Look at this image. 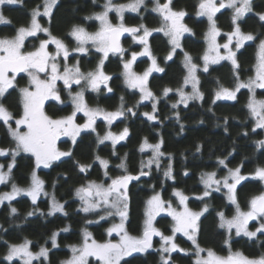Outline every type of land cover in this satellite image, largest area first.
Here are the masks:
<instances>
[{"label": "snow or ice", "instance_id": "6c2138e0", "mask_svg": "<svg viewBox=\"0 0 264 264\" xmlns=\"http://www.w3.org/2000/svg\"><path fill=\"white\" fill-rule=\"evenodd\" d=\"M96 0H93L95 3ZM23 0H0V6L22 4ZM59 0H42V4L33 8L30 12V19L27 24L14 29V34L0 37V121L2 126L7 130L11 139L9 147H0V157L10 160L0 163V184L9 185L11 190L0 193V204L8 202L9 215L16 216L18 209L12 206V202L19 196L30 198L32 205H36L41 195L50 196L51 203L47 215H55L65 211V204L59 202L54 194H50L44 189V181L37 175L36 169L41 166L44 168L51 167L55 162L61 161L62 158L72 157L73 152L62 151L57 144L61 137H68L75 146L77 139L82 133H96V145H103L106 141L111 142L113 149L112 154L116 155V145L125 141L129 135V128L124 127L118 134L111 131L115 121L126 117V114L135 116L137 113L134 109L138 108L145 101H151V112H144L148 121L158 119L157 104L159 97L149 87V77L153 72L164 73L165 69L161 67L155 55L151 51L149 37L154 32L162 33L167 38L170 46L165 61H170L176 55L177 50L183 53V67L186 75L180 87L172 89L165 87L163 96L167 97L169 93L175 91L179 99L171 105L176 109L178 105L188 106L189 101L202 100L203 92L200 90V78L198 69L200 65L194 62L193 57L184 51L182 38L186 33H192V29L185 23L187 16L185 10H175L173 0H154L151 11L159 17L160 23L157 28H149L144 23L136 26H128L124 22L125 12L139 14L141 9L147 10L146 0H128L124 4H115L113 0H105L102 10L93 12L85 16L86 21L95 20L99 22L96 31H88L82 24H73L68 36L75 41V46L69 48L68 44L61 37L54 35L50 26L46 27L40 22L41 17H47L49 25L53 17V10L58 5ZM42 8V10H41ZM231 9L230 32L223 33L226 37L224 43L218 42V37L222 35L221 29L217 26L216 17L222 9ZM110 12H115L119 20L113 23L109 17ZM253 12V0H199L197 5V17H206L208 29L204 34L206 48L201 57L203 61L202 71L209 72L211 65L219 64L221 61H229L232 66L235 80L234 88H227L219 85L215 91V98L212 103L218 100L235 101L237 93L241 89L248 90V100L246 108L250 118L254 121L253 132L257 129H264V99L257 98V89L264 90V38L249 32L245 33L240 22L248 13ZM260 22H264V12L255 13ZM0 24H11L2 12H0ZM43 33L47 38L40 39L39 35ZM128 34L132 37L134 44L142 46L139 52L132 51L130 58L125 59L128 49L121 44V37ZM29 38L39 40L38 46L27 50L26 41ZM259 41L256 45V62L253 65L254 74L247 80L240 78V63L237 53L245 46L246 42ZM54 46V51H49V46ZM90 46V47H89ZM91 49L99 55L96 67L87 72L81 71L80 63L77 60L75 64H69V57L72 53L88 54ZM223 49V52L221 51ZM118 56L121 64L124 85L130 90L139 92V100L132 107H125L124 97H120V106L115 111H108L102 107H90L85 99V91L100 93L102 88L108 93L113 92L110 86L112 76L104 71L105 62L109 56ZM146 56L151 60L150 66L142 73H137L133 69L134 63L138 57ZM63 61V63H61ZM27 75V85L17 87V77L21 74ZM58 82H62L63 88L68 91L71 99L72 111L69 115L54 118L49 115L45 106L48 101L63 103L61 98V89ZM219 83V82H217ZM73 85L80 86V90L73 92ZM191 86V92H186L185 88ZM10 89L17 90V104L20 108L19 115H14L6 105L8 96L12 95ZM82 113L85 117L84 123H77V114ZM179 119V113L175 114ZM102 119L109 130L103 135L97 132L96 122ZM14 122V127H13ZM227 123V118H225ZM183 130V125H181ZM247 135V132L244 133ZM163 140L153 144L145 137L140 144L139 151L145 152L150 150L151 156L147 160L140 162V168L137 174L128 171L126 156L121 158L117 165L122 170L121 175L110 177L108 169L110 161L101 157L99 154L93 155L92 163H80L75 161V166L79 173L86 174L97 163L104 169V175L110 181L97 182L88 180L75 189V195L81 202L79 211L83 213H99L100 220H106L109 217H119V223H114L106 231L108 236L114 233L119 236V240L97 241L93 238L92 233L85 228L82 232V242L79 246L71 245V256L69 259L61 261V264H90L89 258H95L98 264H121L125 257L132 256L133 253H147L153 248V237L160 238V248L157 250L160 254V264H173L172 253H188L189 250L180 248L176 243V234H182L193 245L194 255L196 257L194 264H264V253L258 257H248L241 251H233L231 247V238L233 230L235 236H241L254 240L258 238V233L264 235V191L254 195L248 202L247 211L243 210L237 198V185L249 178L241 174V166L228 168L225 159H219L218 164L227 169V174L217 179L216 172L204 173L201 176V183L204 185V191L196 199L203 200L211 196L212 191L219 192L221 188L226 189V199L229 204L234 206V215L228 217L224 211H219L218 227L224 229L227 238L224 244L228 248L226 256L218 255L213 249H205L200 246L197 236L200 232V219L208 211V205L205 204L200 211H193L188 207L189 197L182 191L174 189L172 196L178 198L179 209L174 208L172 201L165 200L160 192L154 194L145 201L144 220L140 235H131L126 227L129 213V194L128 187L132 181H139L141 177L150 175L152 166L160 168L161 158L166 155L162 149ZM257 148H264V139L256 141ZM197 151L200 148L197 147ZM21 153L30 154L34 158V168L30 173L29 184L27 187H21L14 182L13 170L17 166L16 158ZM171 161V154H167ZM147 169V170H146ZM172 165L169 162L164 176L174 179L172 175ZM187 175V172H185ZM252 178L264 182V167H257L255 172L249 174ZM40 213L44 215L39 208H34L26 213V217H32ZM161 213H166L171 217L173 223L171 226V235H165L155 226L156 217ZM257 222L255 230L249 229L250 222ZM93 221H86L92 223ZM2 229V226H0ZM6 231V230H4ZM63 231H68L67 228ZM53 233L50 237L52 248H57L56 236ZM7 252L3 260L8 264L19 261V264H33V262H44L49 259L50 249L41 245L39 251L32 250V241L25 238L20 243L3 242ZM206 253V255H201Z\"/></svg>", "mask_w": 264, "mask_h": 264}, {"label": "trees", "instance_id": "16d2710c", "mask_svg": "<svg viewBox=\"0 0 264 264\" xmlns=\"http://www.w3.org/2000/svg\"><path fill=\"white\" fill-rule=\"evenodd\" d=\"M119 1L127 2L128 0ZM198 2L199 0H173L172 6L175 10L187 12L184 21L192 29V33L183 37L182 45L184 51H187L193 57L194 62L200 65L198 75L200 90L203 92L204 98L189 101L187 107L183 104L178 105L176 109L171 107L179 99V96L173 91L165 97L162 92L165 87L176 89L181 86L183 77L186 75L182 63L184 57L183 53L177 50L172 60L165 61L170 50L167 38L162 33H153L149 37L151 51L156 56L158 64L165 69L164 73L153 72L149 77V87L159 97L156 113L158 119L148 121L145 116L141 115V113L152 111V102L143 103L134 109L137 113L135 116L126 114V117L118 119L112 125L111 129L114 131L119 132L124 127H128L130 132L129 137L123 143L116 145V155L112 154L113 149L110 142H105L97 147L96 133H82L75 146L70 143L64 146L65 151L73 152L72 157L62 158L49 170L37 169V175L45 182V191L54 194L59 202L65 204L67 215L59 212L55 215H47L51 203L49 196L39 198L36 205H32L27 196L17 197L12 202V206L18 209L16 216L9 215L7 201L0 204V226H2L0 229V264H8L3 260L7 252L4 241L9 244L20 243L27 238L32 241L33 251H38L41 245L50 249L49 259L44 264H61V261L71 256L69 247L81 244L82 232L85 228L92 233L96 240H105L110 222L99 219L104 211L100 210L98 214L79 211L81 202L75 195V189L86 184L88 180L102 181L104 169L97 162L93 164L88 173H79L75 161L78 160L85 164L92 163L93 155L99 154L110 161L108 175L116 177L123 174L117 165L121 158L126 156L128 171L137 174L140 162L147 158L146 153L139 151L140 144L145 137L153 144L162 139L161 150L166 155L161 159L159 169L153 165L150 175L135 181L128 190L130 198L126 222L128 232L131 235H140L144 220L145 201L154 192H160L165 200L170 199L174 205L180 207L176 197L172 196L173 190L178 189L189 197L188 206L190 209L200 211L205 204L208 205V211L200 219V232L197 236L200 246L206 249L211 248L220 255L228 254V248L224 244L227 234L224 229L218 227L217 213L224 211L226 216L231 217L234 215V206L228 203L223 188L219 192L212 191L211 196L203 200L196 199L204 191L201 176L209 172H216L218 177L225 176L227 169L218 164L219 159H225L228 168L242 165L241 174L244 175L254 173L257 167H264V148L256 146V141L264 139V129L252 131L254 121L250 118L246 108L249 95L247 89H241L237 93L235 101L218 100L215 104L212 103L219 85L231 89L235 86V80L229 61L211 65L208 73L202 71L201 57L206 48L204 34L208 29V23L206 18L196 16ZM104 3L105 0H96L95 3L93 0H59L53 10L54 14L50 25L47 17H41L40 22L46 27L50 26L52 33L63 38L69 48H72L75 46V41L68 36L72 25L82 24L89 31L96 30L98 28L97 21H86L84 17L101 11ZM41 4L42 0H23L22 4L2 6L1 12L11 20V24H0V37L13 35L15 28L27 24L31 10ZM146 4L147 10L142 8L139 14L125 13V24L133 26L144 23L149 28L159 27L158 15L150 10L151 1ZM253 10L254 12L247 14L240 22L241 28L245 33L251 32L264 38V22H260L255 15V13L264 12V0L253 1ZM231 14V9H223L217 13V26L223 33L232 30ZM39 37L40 39L47 38L44 34H39ZM223 39L224 36H221V40ZM258 42L257 40L245 43V46L237 53L242 80H247L254 74L253 65L256 62ZM38 44V39L29 38L26 41V48L31 50ZM128 46L135 52L141 51L139 47H132L131 44ZM99 55L91 50L88 56L76 55L74 58H70L69 63L75 64L78 60L83 72L91 71L96 67ZM150 64L151 60L148 57H143L134 63V69L138 73H142ZM104 71L112 76L110 86L113 88V93L106 95L104 91L96 93L86 90L85 97L89 105L115 111L120 106L121 96L124 97L125 107L135 105L139 100V92L130 90L124 85L119 57H110L105 62ZM17 83L18 88L27 85L25 81L21 80H18ZM10 92L12 95L8 96L6 105L14 115L18 116L20 108L17 104V90L12 89ZM257 95L264 98V90H258ZM67 99L68 97L63 95V100ZM50 112L52 116H63L70 113L71 110L66 106H52ZM177 112L179 119L175 115ZM225 118H227V123H225ZM181 125H183V130H181ZM107 130L106 123H98L97 132L100 135H103ZM245 132L247 135H244ZM10 145L11 139L0 121V147H9ZM197 147L200 148V151H197ZM169 153L171 161L167 155ZM9 160L10 157H0L1 163L6 164ZM16 160L17 166L13 170L14 182L21 187H27L30 182V173L34 168V158H31L30 154L21 153ZM169 162L172 165L174 179L164 176ZM10 190V183L9 185H0V193ZM261 191H264V183L258 179L248 178L237 185V198L241 208L247 210L250 198ZM37 207L44 215L37 212L36 215L25 219L26 213ZM86 221L93 222L86 223ZM172 223L171 217L167 215L158 216L155 220V226L165 235H171ZM65 228L68 231H63ZM53 233H58L57 248H52L50 237ZM176 243L189 251L187 254L172 253L173 264H194L196 257L191 241L182 235H176ZM231 247L233 251H241L248 257H258L264 253V235L258 234L257 239L250 240L244 236H235L233 233ZM13 264H19V261H14ZM90 264H98V262L91 258ZM121 264H160V254L153 247L147 253H135L124 258Z\"/></svg>", "mask_w": 264, "mask_h": 264}, {"label": "rangeland", "instance_id": "374dc122", "mask_svg": "<svg viewBox=\"0 0 264 264\" xmlns=\"http://www.w3.org/2000/svg\"><path fill=\"white\" fill-rule=\"evenodd\" d=\"M148 1H151V8L153 7V3H154V0H146V3L148 2ZM128 2V1H127ZM127 2H121V1H115V0H113V3H115V4H124V3H127ZM161 2H163V0H161ZM217 2H218V0H217ZM1 7L2 6H0V12H1ZM151 8H150V10H151ZM225 9H228V8H225ZM41 10H42V8H41ZM223 10V9H222ZM253 12H254V10H253ZM125 13H127V12H125ZM130 13H132V12H130ZM136 14V13H135ZM249 14V13H248ZM247 15V14H246ZM109 17H110V19L112 20V22L113 23H118L119 22V20H118V18H117V16H116V13L115 12H110L109 13ZM204 18H206V17H204ZM97 23H98V26H99V22L97 21ZM184 23H185V21H184ZM186 24V23H185ZM187 25V24H186ZM188 26V25H187ZM189 27V26H188ZM97 30V29H96ZM96 30H94V31H96ZM89 31V30H88ZM90 32H92V31H90ZM155 33V32H154ZM40 34H43V33H40ZM188 34H191V33H186L185 35H184V37L186 36V35H188ZM39 35V34H38ZM221 36H223V32H222V35ZM221 36L220 37H218V42L219 43H224L225 42V40H226V37L224 36V39L223 40H221ZM182 40H183V38H182ZM132 43V45H138V44H134L133 43V41L131 42ZM247 43V42H246ZM139 46V49L140 50H142V46L141 45H138ZM53 49V51L55 50L54 49V46H49V51H51L52 49ZM90 47V46H89ZM91 49V48H90ZM94 50V49H93ZM130 51H132V50H130ZM221 51L223 52V49H221ZM73 54H76V53H72V55ZM143 57H146V56H142V57H138L137 58V60H139V59H141V58H143ZM130 58V55H128L127 57H126V55H125V59H129ZM69 59H70V57H69ZM222 62V61H221ZM61 63H63V61H61ZM68 63H69V61H68ZM70 64V63H69ZM133 69H134V65H133ZM82 71V70H81ZM134 71H136L135 69H134ZM137 72V71H136ZM138 73V72H137ZM198 74V73H197ZM199 76V75H198ZM78 90H80V86L78 87ZM258 90H261V89H257V91ZM185 91L186 92H191V86H188V87H186L185 88ZM257 98L258 99H264V98H261L260 96H258L257 95ZM87 102V101H86ZM149 102H151V101H145L144 103H149ZM91 107V106H90ZM79 115L82 117V123H84L85 122V117H83V114L82 113H79ZM99 120H102V119H98L97 120V122L99 121ZM96 122V123H97ZM109 130V129H108ZM111 131H113V132H115V133H119L120 131H122V130H120L119 132L118 131H114V130H112V129H110ZM106 142H110V141H106ZM111 143V142H110ZM144 153H146L147 155H146V160L151 156V151L150 150H148V151H145ZM163 158V157H162ZM161 158V159H162ZM1 163V162H0ZM42 167V166H41ZM227 174V173H226ZM242 175H244V174H242ZM246 176H249V178H252L249 174H247ZM219 178H222V177H218L217 176V179H219ZM97 182H104L105 184H107V183H109L110 181L108 180V178L107 177H105V175H104V177H103V179H102V181H97ZM242 182V181H241ZM264 183V182H263ZM0 185H2V184H0ZM222 189V188H221ZM225 192H226V189H225ZM41 197H46V196H44V195H41L39 198H41ZM50 197V196H49ZM38 198V199H39ZM50 199H51V197H50ZM79 199V198H78ZM177 200H178V198H176ZM188 203V202H187ZM173 204V203H172ZM178 205H179V201H178ZM173 207L174 208H178L179 209V207L178 206H176V205H174L173 204ZM189 207V206H188ZM191 210H193V209H191ZM103 211V210H102ZM193 211H195V210H193ZM245 211H247V210H245ZM104 213V212H103ZM161 215H167L166 213H161L159 216H161ZM168 216V215H167ZM158 217V216H157ZM156 217V218H157ZM107 221H109L110 223H109V226H108V228L109 227H111L114 223H119V217H109V218H107L106 219ZM258 226V223L257 222H255V221H253V222H250V224H249V229L250 230H255V227H257ZM107 228V229H108ZM233 233L235 234V232H234V230H233ZM259 234V233H258ZM176 235H182V234H179V233H177ZM135 236V235H134ZM183 236V235H182ZM241 236H243V235H241ZM56 238H57V236H56ZM94 238V237H93ZM106 240H113V241H116V240H119V236H116L115 235V233L112 235V236H108V234H107V231H106V239L105 240H103V241H100V242H104V241H106ZM98 241V240H97ZM160 243H161V241H159L158 242V245L156 246V247H154L155 249H159L160 248ZM80 245V244H79ZM79 245H77V246H79ZM181 248V247H180ZM69 249H70V247H69ZM206 249V248H205ZM39 251V250H38ZM70 251H71V249H70ZM133 254H135V253H133ZM132 254V255H133ZM218 254V253H217ZM201 255H206V253H202ZM218 255H220V254H218ZM221 256H226V255H221ZM125 258H127V257H125ZM69 259V258H68ZM89 259H91V258H89ZM93 259H95V258H93ZM67 260V259H66ZM33 264H35V261L33 262Z\"/></svg>", "mask_w": 264, "mask_h": 264}, {"label": "flooded vegetation", "instance_id": "af4514ba", "mask_svg": "<svg viewBox=\"0 0 264 264\" xmlns=\"http://www.w3.org/2000/svg\"><path fill=\"white\" fill-rule=\"evenodd\" d=\"M115 1H119V0H115ZM133 26H136V25H133ZM132 37L130 36V37H128V38H126V39H123L122 40V45H123V47L125 48V49H128V52L125 54V55H130V53L132 52V51H134V50H132V51H130V47L128 46L129 44H131V46L132 47H139L138 45H132ZM94 51L93 49H90V51ZM90 51H89V53L88 54H78V53H76V54H73V55H71L70 56V58H74L76 55H78V56H88L89 54H90ZM95 52V51H94ZM110 57H116V56H113V55H111L110 54V56H109V58ZM18 80H21V81H25V83L27 84V80H28V78H27V75L26 74H21V75H19L18 77H17V81ZM17 83V82H16ZM17 87H18V83H17ZM58 87L61 89V98H62V100H63V95H66L67 97H68V99L67 100H63V103H59V102H56V101H48L47 103H46V106H45V110H46V112L49 114V115H51V112L50 111H52V106H66V107H68L69 108V110H71L72 111V105H71V99H70V97L68 96V91L67 90H65L64 88H63V84H62V82H58ZM78 87L79 86H77V85H73V87H72V91L73 92H76V91H79L78 90ZM10 90H12V89H10ZM9 90V91H10ZM87 91H90V90H87ZM101 91H104V93L106 94V95H110V94H112V93H108L106 90H103V88H102V90ZM85 94H86V92H85ZM85 99H86V97H85ZM87 101V100H86ZM88 103V102H87ZM88 105H89V103H88ZM90 106V105H89ZM92 107V106H91ZM71 113V112H70ZM70 113H68L67 115H69ZM52 116V115H51ZM63 116H66V115H63ZM54 118H58V117H62L61 115L60 116H53ZM100 122H102V123H104L105 124V122L103 121V120H99L97 123H96V128H97V125H98V123H100ZM77 123H82V117L79 115V114H77ZM115 123V122H114ZM123 130V129H122ZM80 138V137H79ZM78 138V139H79ZM77 139V140H78ZM124 141H121L119 144H121V143H123ZM72 144V141H71V139L70 138H68V137H61V139L58 141V144H57V146H58V148L60 149V150H62V151H65V149H64V146L65 145H67V144ZM118 145V144H117ZM56 163V162H55ZM55 163L51 166V167H49V168H44L43 166L42 167H40L39 169H42V170H49L50 168H52L54 165H55ZM36 172H37V169H36ZM160 241V239H156L155 240V242H154V244H153V247H155L156 246V244H157V242H159ZM37 262H35V264H36Z\"/></svg>", "mask_w": 264, "mask_h": 264}, {"label": "water", "instance_id": "95a60500", "mask_svg": "<svg viewBox=\"0 0 264 264\" xmlns=\"http://www.w3.org/2000/svg\"><path fill=\"white\" fill-rule=\"evenodd\" d=\"M253 1H256V0H253ZM128 37H130V35H128V34H125L124 36H122V37H121V44H122V40H123V39H126V38H128ZM122 46H123V45H122ZM21 74H23V73H21ZM21 74H20V75H21ZM134 182H135V180L132 181V182L129 184L128 190H129L130 186H131ZM156 239H160V238H159L158 236H154V237H153V244H154V242H155Z\"/></svg>", "mask_w": 264, "mask_h": 264}]
</instances>
